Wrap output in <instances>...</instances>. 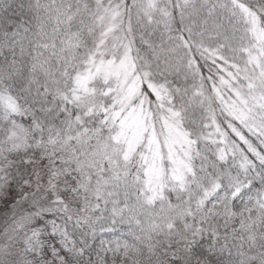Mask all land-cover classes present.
Segmentation results:
<instances>
[{
  "label": "snow or ice",
  "instance_id": "1",
  "mask_svg": "<svg viewBox=\"0 0 264 264\" xmlns=\"http://www.w3.org/2000/svg\"><path fill=\"white\" fill-rule=\"evenodd\" d=\"M0 264H264V0H0Z\"/></svg>",
  "mask_w": 264,
  "mask_h": 264
}]
</instances>
